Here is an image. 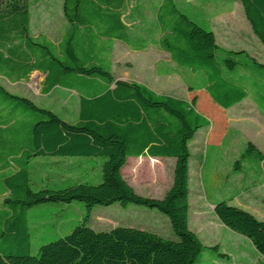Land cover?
I'll list each match as a JSON object with an SVG mask.
<instances>
[{
	"label": "trees",
	"instance_id": "1",
	"mask_svg": "<svg viewBox=\"0 0 264 264\" xmlns=\"http://www.w3.org/2000/svg\"><path fill=\"white\" fill-rule=\"evenodd\" d=\"M225 1L240 2L264 44V0ZM30 6L29 0H0V76L27 81L39 72L41 93L77 92L78 119L65 121L0 83V264H195L204 251L225 257L218 245H203L188 227L189 143L210 124L196 108L198 95L194 91L191 99H181L116 80L110 70L112 41L135 50L154 45L178 66L198 73V89L208 95L205 107L211 102L227 109L250 96L264 109V63L244 50L218 46L209 23L176 0H62L67 26L58 43L31 35ZM147 8L153 13L150 22ZM246 151L263 158L251 142ZM39 156L102 157V180L32 190L30 162ZM130 156L174 158L173 182L162 198L139 195L124 179L121 169ZM73 200L86 209L81 221L33 255L27 209ZM113 203L159 210L177 239L137 227L98 231L87 225L93 206ZM214 213L264 255V220L226 199L215 204Z\"/></svg>",
	"mask_w": 264,
	"mask_h": 264
},
{
	"label": "rangeland",
	"instance_id": "2",
	"mask_svg": "<svg viewBox=\"0 0 264 264\" xmlns=\"http://www.w3.org/2000/svg\"><path fill=\"white\" fill-rule=\"evenodd\" d=\"M31 13V33L33 36L43 34L51 41H59L65 28V19L62 15V0H29ZM180 5L187 7H200L207 13L218 45L226 50H244L257 61H264V44L253 34L247 23L242 5L238 1L225 0H176ZM145 18L148 22L153 18L149 8L145 11ZM142 22L140 23V25ZM114 77H126L130 80L140 82L157 93L169 96L191 99L193 92L198 95L196 108L207 117L205 107V96L203 89H198L200 78L193 75L189 70L180 69L173 65L168 57L153 48L146 52H131L123 49L118 41L114 45V52L111 55ZM176 68L177 73L163 75L159 72L160 66ZM2 85L10 92L27 96L36 105L49 108L56 112L62 119L74 123L78 119V94L75 92L58 90L50 95H43L40 91L41 79L33 75L27 83L10 84L0 79ZM191 86L195 90H191ZM194 93V94H195ZM213 104V103H212ZM240 109V110H239ZM212 111V109L210 110ZM235 120L232 126L237 130L245 131L248 140L260 147L264 153V118L261 117L255 105L244 101L243 106L234 110ZM209 116V112H208ZM209 127L202 128L191 145L192 159L190 161V176L192 188H195L199 179V173L204 163L203 150L206 142L209 141ZM200 134L202 136H200ZM192 143V142H191ZM256 147L258 148V146ZM237 150V148H236ZM165 161L152 162L151 160L140 159L127 164L123 171L124 179L133 187L134 191L142 196H154L162 198L173 182L174 158L168 157ZM102 157L95 156H66L49 157L39 156L32 158L29 168V185L32 190L48 188H64L81 181H88L98 184L102 180L101 165ZM211 165L209 159L203 167V173ZM229 164H226L228 167ZM252 194L258 196L260 202L250 203L248 208L258 219L264 220V191L253 190ZM2 200V198H0ZM230 205L242 206L237 199L229 202ZM248 210V211H249ZM86 209L82 202L73 200L70 203L45 202L29 207L26 211L31 237V253L36 255L38 248L44 243L53 241L68 234L71 229L81 221ZM209 212V211H208ZM194 213L189 212V228L196 231L202 241L216 239L213 231L216 227L205 224H195ZM87 225L95 230L108 231L116 226H130L147 228L158 231L164 237L176 240L177 237L172 231L168 217L155 208H149L133 203H113L108 206L95 205L90 212V219ZM197 228V229H196ZM218 229V228H217ZM222 234V244L232 241L229 236L230 230ZM217 233V232H216ZM236 234V233H235ZM247 252L252 251L247 244L244 245ZM254 255V254H253ZM252 261V260H251ZM251 263V262H250ZM195 264H240L232 253L231 258L219 256L215 252H202Z\"/></svg>",
	"mask_w": 264,
	"mask_h": 264
},
{
	"label": "crops",
	"instance_id": "3",
	"mask_svg": "<svg viewBox=\"0 0 264 264\" xmlns=\"http://www.w3.org/2000/svg\"><path fill=\"white\" fill-rule=\"evenodd\" d=\"M189 8L192 10V12L195 15L202 16L203 19H205L209 23L211 30L213 31V27L209 19L206 17L207 13L203 8H200V7H189ZM31 24H32V21H31V13H30V33H31ZM66 26H67V22H65V27ZM130 32L131 34H135L133 30H130ZM39 36H44V35L38 34L33 37H39ZM59 41L57 42L54 41V43H58ZM116 43H118L117 40L112 41L111 55L114 52V45ZM121 45H123V49H126L127 51H131V52H146V50L153 48L161 53H164L168 57L169 61L173 65H175V67L183 69L182 67L178 66L170 59V56L167 52L160 50L154 45H148L147 48L142 49V50L132 49L129 45H127L124 42H121ZM111 55H110V61H111ZM261 63H264V61H262ZM110 70H111V73L113 74L112 62H111ZM159 72L163 75H172L174 73H177V70L176 68H173L170 66L165 67L163 65V66H160ZM190 72L193 75H197L200 78V83H201L200 75L198 73H193L192 71ZM33 75H36L37 77H39L41 81L44 76L43 74L39 72H33L27 81H22V80L10 81L3 76H0V79L6 80L10 84L27 83ZM114 78L116 80L120 79V80H125V81H135V80H130L126 77L123 78L120 75ZM0 83H1V80H0ZM191 87H194V86H191ZM58 90H61V88H55L51 93H53L54 91H58ZM62 90L75 92L73 90H66V89H62ZM51 93L49 94L42 93V94L50 95ZM246 100L251 101L255 105V110H257L258 114L264 118V109L258 107L255 104V102L251 99L250 96H248L241 102L227 109L220 108L212 104L211 102L210 103L207 102V106H206L207 109H205L204 111L207 112V117L210 119V124L208 126L210 129L207 132L209 141L206 142V139H205V147L202 152L204 163L201 167V171L199 173V179L196 182L195 188H192L190 186L192 180L190 176V163H189V212L192 211L194 213L193 216L196 219L195 224L197 225V227L198 225H201V224L203 225L205 223L207 226L212 225L216 227L215 230L217 233L215 231L213 232L217 234V236H215L216 239L215 238L208 239L207 242L209 243H205V241H202V239L198 237V234L196 233V231L191 230L190 228L189 229L196 235V237L201 241L203 245H206V246H212L215 244L218 245L220 252L226 254L225 258L227 259L231 258V254L233 253L240 264H259L260 262L264 263V255L256 251V249L253 247L251 242L245 236L229 229L224 224H222L214 213L215 204L218 201L223 200V199L228 200V203L237 199V202L242 206V209L248 211L250 208H252L249 205L250 203H252L251 201L257 202V203L260 202L259 197H258L259 194L258 196H256L255 194L253 195L252 191L255 189L259 191H264V153H262V151L260 150V147L257 144H254L252 141L248 140L249 137L244 138V137H247L245 131H243L242 129L237 130L236 128L232 126V122L233 120H235L234 110L243 106L244 101ZM211 109L212 111H210ZM208 112H209V116H208ZM199 131L196 133V135L199 134ZM200 136L202 135L200 134ZM195 139L196 137H194V139L191 141L192 143L191 142L189 143L190 153H191V145H193ZM247 142H251L255 147L256 145L258 146V148L257 147L256 148L262 153L263 155L262 160L256 159V156L253 154L254 152L251 153V152L246 151ZM192 153H191V159H192ZM165 158H168V157L151 158L147 156H138V157L130 156L127 158L125 165L122 167L121 173L124 167L127 164L131 163L132 161H137L140 159L165 161L164 160ZM207 159H209V161L211 162V165H207L205 173H203V167L205 163L207 162ZM174 164H175V160H174ZM226 164H229V166L226 167ZM149 197L157 198L154 196H149ZM0 198L2 197L0 196ZM263 199L264 198L262 197V200ZM249 212L251 213L250 210ZM188 227H189V219H188ZM142 229H147V228H142ZM222 229L224 231H227V230L232 231V232H229L231 233V236H229V238L232 241L222 244V241H223L222 236L219 237V235L222 234V231H220ZM147 230H150V231H153L159 234L158 231L156 230H153V229H147ZM245 244H247V246L250 247V250L252 251L254 255L253 254L250 255L247 252V250L244 247Z\"/></svg>",
	"mask_w": 264,
	"mask_h": 264
}]
</instances>
